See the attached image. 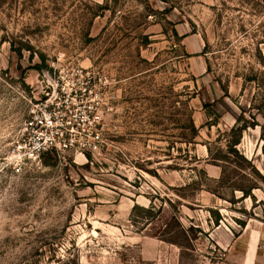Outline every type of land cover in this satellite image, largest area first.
Instances as JSON below:
<instances>
[{
    "label": "rangeland",
    "instance_id": "obj_1",
    "mask_svg": "<svg viewBox=\"0 0 264 264\" xmlns=\"http://www.w3.org/2000/svg\"><path fill=\"white\" fill-rule=\"evenodd\" d=\"M263 75L264 0H0V264H240L249 239L264 251L260 127L227 152L238 117L264 124V87L245 81ZM60 78L99 148L15 175L4 160L42 80Z\"/></svg>",
    "mask_w": 264,
    "mask_h": 264
},
{
    "label": "built area",
    "instance_id": "obj_2",
    "mask_svg": "<svg viewBox=\"0 0 264 264\" xmlns=\"http://www.w3.org/2000/svg\"><path fill=\"white\" fill-rule=\"evenodd\" d=\"M63 78L55 85H48L49 93L35 103L22 125L20 135L12 145L4 160V168L20 175L30 165L38 164L48 153L81 154L95 152L100 145L99 135L91 132L85 139V131L78 129L74 121L73 106L76 95L60 88ZM98 120L97 117L93 118Z\"/></svg>",
    "mask_w": 264,
    "mask_h": 264
},
{
    "label": "trees",
    "instance_id": "obj_3",
    "mask_svg": "<svg viewBox=\"0 0 264 264\" xmlns=\"http://www.w3.org/2000/svg\"><path fill=\"white\" fill-rule=\"evenodd\" d=\"M43 68H46V65L44 63V59H42L41 65L36 66L35 69L36 70H41ZM245 81L248 84H256L257 85V88H260L261 85H262V87H264V75L261 78V81H259L258 79L257 80L252 79V77L246 78ZM202 107L207 112V114H212V111L210 109V105H204L203 104ZM261 117L263 118V121H264V113L261 114ZM252 120H253V123L252 124H249L247 121H245V119L243 117H238L236 119L235 126L230 131V133L236 135V139L233 140L232 142L228 143L227 152L229 154L238 155L237 146L240 144V140H241V137H242L243 132L246 131L248 128H255V127H260V129H261V135H262V138H263V151H264V124L263 125H259L255 121L254 118H252ZM241 122H242V125L239 126V124ZM260 179H261V181L264 184V175L263 176H260ZM240 191L242 192L243 197H251L252 198L251 192H249V190H243V189H241ZM216 224H217V222H216ZM241 226H245V224L241 223Z\"/></svg>",
    "mask_w": 264,
    "mask_h": 264
},
{
    "label": "crops",
    "instance_id": "obj_4",
    "mask_svg": "<svg viewBox=\"0 0 264 264\" xmlns=\"http://www.w3.org/2000/svg\"><path fill=\"white\" fill-rule=\"evenodd\" d=\"M250 241L251 240L249 239L248 242L238 245V250H237V247L235 248L238 252L241 251L242 253L241 256L239 257L241 259L240 264H264L263 262H259L257 260V257L259 255H264V251L259 253L258 252V242L257 244L254 243V246H253V243ZM233 248L234 247H232L229 251L232 252V250H234ZM236 250L234 252H237Z\"/></svg>",
    "mask_w": 264,
    "mask_h": 264
},
{
    "label": "water",
    "instance_id": "obj_5",
    "mask_svg": "<svg viewBox=\"0 0 264 264\" xmlns=\"http://www.w3.org/2000/svg\"><path fill=\"white\" fill-rule=\"evenodd\" d=\"M42 87L44 88V92L47 95L49 93V89L45 87L43 80H42Z\"/></svg>",
    "mask_w": 264,
    "mask_h": 264
}]
</instances>
